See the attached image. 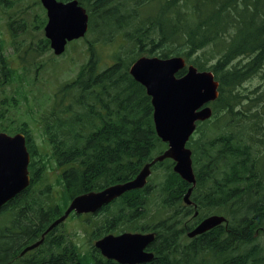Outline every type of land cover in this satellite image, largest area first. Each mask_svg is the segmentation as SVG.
Returning <instances> with one entry per match:
<instances>
[{
  "label": "trees",
  "instance_id": "16d2710c",
  "mask_svg": "<svg viewBox=\"0 0 264 264\" xmlns=\"http://www.w3.org/2000/svg\"><path fill=\"white\" fill-rule=\"evenodd\" d=\"M78 1L83 7V3H92L89 10L85 7L89 15L88 33L93 31L92 23L97 21L98 33L109 43L116 42L117 50L113 62L99 69L91 48L94 44L89 43L86 65L75 79L56 90L53 103L42 116L44 136L61 170L59 176L66 194L63 205L76 195L133 178L143 164L166 147L154 130L150 98L128 73L130 64L141 56V48H149L148 54L158 49L160 58L182 56L199 70L205 67L190 61L192 56L198 57L193 60H201V56L204 60L215 57L220 61L211 68L215 73L221 71L222 76L218 79L219 97L213 103L214 118L198 126L199 129L206 126L205 132L200 133L198 129L199 135L189 147L193 151V164L197 159L194 147L197 141L203 147L199 162L211 163L203 167L202 177L197 181L202 184H199L200 192L204 191L214 204L204 203L200 211L208 214L211 208L229 205L231 214L226 228L221 224L192 240L184 238L185 230L192 227L183 222L188 214L192 216V206L184 205L182 200L190 185L172 171L170 160L163 162L168 166L157 184L119 198L117 217L119 225H123L124 220L133 223L142 218L147 213L150 195L152 198L157 194L154 213L160 214L159 218L164 213L166 218H158L153 228L150 227V231L156 232L151 247L155 255L146 264H264V246L255 244L256 235L264 232V172L249 148L250 142L242 141V134L228 131V122L238 114L230 102L236 94H224L243 74L234 67H226L230 60L246 56L252 60L250 67L259 61L264 65V0ZM43 44L48 45V40ZM12 71L15 70L10 68L0 45V88L12 84ZM22 131L33 157L38 154L37 150L28 132ZM212 158L216 159V169ZM223 158L229 164L224 169L220 167L222 172H219L218 165ZM39 159L30 164V168H35L32 170L34 185L43 184L45 180L46 169ZM225 179L229 190L224 188ZM45 190L40 194L50 192ZM32 193L26 189L13 205L22 209L13 216L24 217L19 228L23 235L17 237L8 233L4 241L0 233V264L10 263L22 239L34 240L47 222L62 212L56 204L41 198L37 201ZM192 200L196 202L194 193ZM0 214H3L2 209ZM35 214L41 221L34 220ZM135 227L130 224L127 229L135 231ZM54 243L59 250L55 255H28L21 263L83 264V257L75 249L62 247L58 240ZM94 264L102 262L96 259ZM103 264L117 263L106 261Z\"/></svg>",
  "mask_w": 264,
  "mask_h": 264
},
{
  "label": "rangeland",
  "instance_id": "374dc122",
  "mask_svg": "<svg viewBox=\"0 0 264 264\" xmlns=\"http://www.w3.org/2000/svg\"><path fill=\"white\" fill-rule=\"evenodd\" d=\"M83 4L84 8L87 7L88 10L92 7L91 2ZM45 23L46 12L40 0H0L1 51L9 61L10 68L15 70L12 71V84L4 86L2 91L0 90V131L9 135L23 132L22 130L28 132L34 146L40 150L46 169L44 183L36 185L33 196L36 197L37 201L38 198H41L47 203L58 205L63 210L66 194L63 191L59 176L61 170L53 160L51 147H49L44 136L42 116L53 103L56 90L61 85L75 79L86 65L90 56L89 43L93 42L94 44V47L91 48L94 60H98L99 69H103L113 62L117 43H109L104 40V36L98 33L99 24L95 21L92 23L93 31L88 33L86 38L72 41L70 45H67L63 54L55 56L49 45L43 44L46 40L43 31ZM147 49L149 48L143 47L138 51L145 56H159L158 49L151 54L147 53ZM191 58L197 59L198 57L192 56ZM193 59L190 61H195L205 69H210L216 80L221 78L222 72L217 71L215 73L211 68L220 60H216L215 57H208L207 60H204L202 56L201 60ZM251 61L243 56L239 60H230L226 66L234 67L243 73L240 81L231 88H226L230 91L224 92V94L230 93L231 96L236 94L234 100L231 99L230 102L234 105L233 111L238 113L228 122V131L242 134L240 139L245 143L250 142L249 148L253 156L260 159L258 165L264 172V65L259 61L250 67ZM211 107L214 109V105ZM205 128L206 126L200 128L199 132H205ZM193 135L196 138L199 133ZM195 148L197 149L196 146ZM167 166L168 163L163 162L154 165L148 177L147 186L157 184L164 176ZM220 167L224 169L225 166L218 167L217 171L222 172ZM45 189H49L50 192L41 195L40 192L46 191ZM150 197L147 201L149 204L145 216L134 220L133 223L124 220L123 225H119L117 229L110 232H123V229L130 224H135V228L139 231L150 232L152 229L150 227L154 222L163 217L166 218L164 213L163 217L161 215L160 218L158 217L160 214L155 215L154 213L158 201L157 194L152 195V198ZM117 205H119V200ZM229 207L226 205L225 207L211 208L208 214L223 215L229 219L231 214ZM18 210L16 207L10 206L9 212L0 214V230L4 226H10L11 220L8 216L12 218ZM111 210L117 214V207L114 205L109 207L106 212L87 214L82 218L70 216L65 222V231H63L65 243L71 245L72 248L75 246V251L83 257V264H89V262L93 264L91 247L101 236V229L105 225L101 223L102 219L104 217L109 219L111 217L109 211ZM34 217L36 221V214ZM190 218L191 213L183 218V222L186 221L191 224ZM256 239L255 244L259 247L264 246V232L258 233Z\"/></svg>",
  "mask_w": 264,
  "mask_h": 264
},
{
  "label": "water",
  "instance_id": "95a60500",
  "mask_svg": "<svg viewBox=\"0 0 264 264\" xmlns=\"http://www.w3.org/2000/svg\"><path fill=\"white\" fill-rule=\"evenodd\" d=\"M46 11L47 21L44 36L55 55L64 52L68 42L81 38L88 28V15L77 0L60 2L58 0H40ZM185 68V60L179 56L169 58H137L129 67L130 76L150 97L152 120L157 137L167 144V148L150 163L145 164L131 180L106 187L98 192H89L74 197L63 214L50 224L45 233L64 221L71 212H94L103 204L122 193L145 186L150 175V167L155 162L171 159L173 171L191 185L183 196L190 204L189 196L195 183L192 170L191 151L186 143L193 133L196 122H203L212 115L207 104L217 98L218 82L212 72L198 71L189 65L186 72L176 74ZM29 155L25 147V138L21 133L8 135L0 133V208L29 183L27 165ZM224 221L223 217L210 216L203 219L187 233L189 238L215 228ZM42 240V239H41ZM28 246L22 253L33 249L40 242ZM153 240V234L124 232L117 236L106 235L95 242L105 257L120 263L136 264L148 261L151 253L144 248Z\"/></svg>",
  "mask_w": 264,
  "mask_h": 264
},
{
  "label": "flooded vegetation",
  "instance_id": "af4514ba",
  "mask_svg": "<svg viewBox=\"0 0 264 264\" xmlns=\"http://www.w3.org/2000/svg\"><path fill=\"white\" fill-rule=\"evenodd\" d=\"M61 1H63V0H61ZM29 140L31 141L32 146L34 147V144H33L32 139L30 138ZM30 141H29V143H30ZM35 148L37 150L36 152H38L39 150H38L37 146H35ZM30 155H31V153H30ZM200 159H202V158H200ZM151 161H148L147 163H150ZM211 161H213L214 164H215V159L212 158ZM147 163H145V164H147ZM145 164H143V166ZM209 164H211V163H207L206 164L205 162H199V161H198V164L196 163V166H197L196 173H195L196 183H195V187H194V188H196V190L193 189L191 191V194H190V197H189L190 205L192 206V209H193L192 210V216L190 218L192 220L191 225H193L192 229L195 226H197L205 217H207L209 215V214H203V213H201L200 210L203 208L202 205L204 203H206L207 206H213V204H214L213 203V200H210L209 197L204 194V191L200 192L201 186L199 187V184H201V183L199 181H197V178L202 177L201 171H202L203 167H205V166H207ZM227 164H229V161L226 158H223L222 161L220 162V165H218V167L219 166H225ZM153 166H154V164H152L151 168ZM213 167H216V164H215V166L213 165ZM34 169H35L34 167L28 169V174H29V178H30V184H29L28 188L26 187V189H29V187L32 186L31 189H30V191H34L32 188L35 186L34 185V178L32 177V170H34ZM228 184H229L228 180L225 179L224 180V188L227 189V190H229V185ZM108 186H106V187H108ZM106 187H103L100 190H103ZM24 191H25V189H23L22 191H20V193H18L17 195H15L12 199H10L9 201H7L0 208V210L2 209L3 214H6V212H9L10 204H12V206H13L16 203V201H17V199H16L17 196L20 195L22 192L24 193ZM193 193L195 194L196 202L192 200V194ZM199 198H201V201L199 200ZM118 200L119 199H115V200L111 201L110 203L106 204L105 206H103L102 208H100L96 212H93V213H90V212L89 213H83L81 215H76L75 214L73 217L82 218L83 216H85L87 214L93 215L94 213H97V212H99V213L100 212H106V211H108L109 207H112L114 205L115 206H118L117 205ZM183 204L184 205H189V204H186L184 202H183ZM16 208L19 209L18 210V213H19V211H20V213L22 212V209L20 207H16ZM118 212H119V210H117V214H118ZM109 213H110L111 217L109 219L104 217L102 219V221H101V223H103L105 225L102 227V229H101V236L97 240L103 238L106 235H114V236H117V235L123 233L124 231L125 232L130 231V230H127L126 229L128 227L127 226V227H125L123 229V232H119V233H115V232L112 233V232H110L111 230H115V229L118 228L119 221L120 220L118 219L117 214L113 210L109 211ZM218 216H222V217H224L226 219V217L223 216V215H218ZM8 218L11 220L10 221L11 222L10 226L9 227L8 226H4V228L0 230V233L2 234V237H3L4 241L6 240V236H7L8 233L13 234L14 236H17V237L20 234L23 235V232L19 228L22 225V221H23L24 217H22V216H19V217L12 216V218H11V217L8 216ZM55 219L51 220L50 222L48 221L47 222L48 223L47 226L45 228H43V230L38 234L37 237L34 238V240L31 241L29 238L22 239L21 244L20 245H17L16 248H15V251H18L17 254H16V257L13 258L10 263H4V264H23V263H21V259L25 258L28 255H31L32 257L33 256L34 257L44 256L43 254H47V255L53 254V255H55L56 252L59 251L58 250V247L55 246V243H54L55 240H58L60 242V245L62 247L69 246V247L72 248L71 245L65 243L66 242V239H65L64 233H63V231H65L64 230L65 229V225H66L65 222H67V220L69 219V217H67L62 223H60L57 226H55L52 230H50L49 232L45 233V231L47 230V228L49 227V225ZM227 220L229 222V219H227ZM36 221H41V219L40 218H36ZM226 226H227V224H223V227L224 228H226ZM33 228H35V229L37 228L35 224H34V227ZM31 229H32V227H31ZM27 230H28V228H26V231ZM137 230H135V231H137ZM143 233H150V234H153V236H154V240L151 243H149L144 248V251L147 252V253H152L153 254V258H154V255L155 254L152 251L151 247H152V244L155 242L156 232L150 231V232H143ZM196 237H198V236H196ZM196 237H194V238H196ZM40 240H41V242L36 247H34L33 249H30V250L26 251L25 253H22L25 248H27L28 246H31V245L35 244L36 242H38ZM74 248H75V246H74ZM91 250H92V255L91 256H92L93 261H96V259H99L102 262V264L105 263L106 261H112L114 263H117L115 260L109 259V258L105 257L99 250L95 249L94 247H91ZM76 253H78V252H76ZM95 257H96V259H95ZM149 262H143V263H140V264H146V263H149Z\"/></svg>",
  "mask_w": 264,
  "mask_h": 264
},
{
  "label": "bare ground",
  "instance_id": "6f19581e",
  "mask_svg": "<svg viewBox=\"0 0 264 264\" xmlns=\"http://www.w3.org/2000/svg\"><path fill=\"white\" fill-rule=\"evenodd\" d=\"M167 58V57H166ZM118 111V110H117ZM216 160V159H215ZM165 160H163V161H160V162H155L154 163V165H156L157 163H162V162H164ZM152 166V165H151ZM143 167V166H142ZM141 167V168H142ZM140 168V169H141ZM151 168V167H150ZM149 177V176H148ZM147 182H148V178H147ZM147 182H146V184H147ZM227 185V184H226ZM229 185V184H228ZM193 190V189H192ZM191 190V191H192ZM98 191H101V190H96V191H89V192H98ZM89 192H85V193H89ZM131 191H127V192H124V193H122L120 196H118V197H116V198H114V199H112L111 201H113V200H115V199H119V198H121L124 194H127V193H130ZM191 194V193H190ZM190 197V196H189ZM111 201H109L108 203H110ZM108 203H105V204H103L100 208H102L103 206H105L106 204H108ZM186 206H191L190 204L189 205H186ZM100 208H98L96 211H98ZM96 211H94V212H96ZM90 213H93V212H90ZM210 216H218V214H213V215H208L207 217H210ZM207 217H205V218H207ZM220 217H222V216H220ZM204 218V219H205ZM224 218V217H223ZM229 222H228V220H227V218L225 219L224 218V221L221 223V224H228ZM143 234H150V233H143ZM200 236V235H199ZM153 240H154V236H153ZM152 240V241H153ZM151 241V242H152ZM150 242V243H151ZM145 252V251H144ZM145 253H147V252H145ZM152 254V253H151ZM109 259H111V258H109ZM151 259H153V254H152V258ZM150 259V260H151ZM93 260V259H92ZM114 260V259H113ZM150 260H148V261H144V262H149ZM116 261V260H115ZM152 261V260H151ZM118 264H127V263H120V262H118V261H116ZM141 263H143V262H141ZM93 264H94V261H93ZM136 264H140V263H136Z\"/></svg>",
  "mask_w": 264,
  "mask_h": 264
}]
</instances>
